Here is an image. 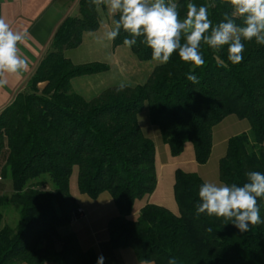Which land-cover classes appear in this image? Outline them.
Wrapping results in <instances>:
<instances>
[{"label":"trees","instance_id":"obj_1","mask_svg":"<svg viewBox=\"0 0 264 264\" xmlns=\"http://www.w3.org/2000/svg\"><path fill=\"white\" fill-rule=\"evenodd\" d=\"M173 2L181 19L188 3L207 7L213 26L231 12L228 0ZM99 26L100 12L89 0H78V12L60 22L13 100L0 111V178L12 182L11 193H0V264H97L95 251L83 250L68 229L79 207L70 190L74 167L81 193L96 198L108 191L117 205L119 215L108 222L114 248L130 246L139 260L155 264H168L171 257L177 264H264V224L241 233L223 218L196 217L204 182L196 172L175 170L178 214L148 203L136 218L131 216L135 201L157 185L155 144L138 122L144 102L171 154L179 156L190 141L200 164L209 160L216 124L230 114L247 119L250 129L228 140L219 177L242 186L248 171L264 173V45L244 41V59L234 65L227 59V45L215 51L202 42L206 63L195 68L197 84L186 78L194 66L174 52L143 83L123 91L109 86L86 98L73 90L72 79L107 71L110 65L75 63L65 51ZM127 35L121 29L113 46L123 44ZM142 39L131 49L138 59L152 60ZM9 203L20 204L15 227L2 226ZM258 204L264 219V199L258 198Z\"/></svg>","mask_w":264,"mask_h":264},{"label":"clouds","instance_id":"obj_2","mask_svg":"<svg viewBox=\"0 0 264 264\" xmlns=\"http://www.w3.org/2000/svg\"><path fill=\"white\" fill-rule=\"evenodd\" d=\"M96 11L107 8L113 19L112 25H105L103 40L114 41L121 29L128 35L123 44L128 48L143 37L141 43L149 47L151 59L159 65L167 64L174 52L179 58L194 67L186 74L188 81L199 83L194 74L195 68L206 63L201 52V43L215 51L227 45V59L232 64H240L245 51L244 41L264 45V0H228L231 12H225L223 19L213 26L208 8L194 3L187 4L186 18L181 19L179 5L173 0H89ZM236 19L242 21L236 23ZM131 37V38H129ZM28 38L27 32L16 31L4 16H0V89L9 84V77H20L29 68V59L18 45ZM130 84L121 81L117 91H123ZM242 186L236 183H215L204 181L198 192L195 215L223 218L241 233L250 231L260 224L261 218L258 198L264 199V173L248 171ZM211 231L212 229H207ZM103 255L97 264H104ZM144 264H151L144 261ZM168 264H177L171 257Z\"/></svg>","mask_w":264,"mask_h":264},{"label":"crops","instance_id":"obj_3","mask_svg":"<svg viewBox=\"0 0 264 264\" xmlns=\"http://www.w3.org/2000/svg\"><path fill=\"white\" fill-rule=\"evenodd\" d=\"M77 7L78 0H0V16L6 18L13 30L28 33V38L18 46L21 52L27 56L30 61L29 68L25 73L20 77H9V84L0 89V111L13 100L26 77L47 49L49 41L57 26L66 16L72 14ZM102 12H100L99 28L94 31L85 32L83 34L82 43L75 49L80 48V46L86 42V38H89L90 42L88 41V48L91 50L92 54L96 55L102 50V44L108 43V41L103 40L102 37L105 31V25L109 27L112 25L110 21L112 16L105 18ZM103 21L106 22L105 25ZM109 44L112 46L114 54H116V50L125 46L121 44L114 47L112 41L109 42ZM123 48H125L122 49L123 52L120 51L117 54V60H119L118 64L122 66L120 67L123 74L139 75L146 70H148V72L150 71L149 73L152 72L155 66L147 68L145 65L133 62V55H131L133 53L132 49H126L127 47ZM66 52L67 51H65V54ZM66 56L75 63L99 61L91 57L84 58L82 54L77 56L76 59L68 56V54H66ZM130 63H135L139 68L135 71L136 73L134 71V73H132ZM91 85L92 82L89 80L87 86ZM244 120L246 119L239 118L235 114H230L216 124L212 131V149L209 160L204 164H200L196 161L198 165L192 164V168L186 169L185 171L198 173L204 181L207 180L218 184L223 183L219 177V161L226 153L229 138L250 129V123ZM153 135L157 136L154 130ZM147 137L152 139V136ZM162 150L164 158L160 161V166L161 169H164L165 167H169L172 161L168 155V153L171 154L170 148L168 153H166L164 147H162ZM157 159L158 155L155 147L156 165ZM175 170L176 168L174 169V178L171 180L172 182L169 180L165 189L159 194L160 179L157 173V185L155 190L153 193L146 195L147 197L144 196L145 198L141 199L139 204L135 201L131 215L132 218H136L141 207L148 203L162 205L175 214L179 213V207L174 196ZM72 175L70 180L71 194L74 196L77 205L83 209L84 215L71 221L68 229L75 233L81 248L83 250L93 249L98 257L103 255L105 264H144V261L138 259L132 247L114 248L111 245L108 222L113 217L119 215V210L111 194L108 191H104L96 198H92L88 194L81 193L77 181L76 185L75 182L72 181ZM149 262L155 264L152 261Z\"/></svg>","mask_w":264,"mask_h":264},{"label":"rangeland","instance_id":"obj_4","mask_svg":"<svg viewBox=\"0 0 264 264\" xmlns=\"http://www.w3.org/2000/svg\"><path fill=\"white\" fill-rule=\"evenodd\" d=\"M103 11V12H102ZM102 12L106 17H109L107 8L102 9ZM78 12V7L77 9L72 13V15L76 14ZM104 17V16H102ZM111 23L113 21V17L110 18ZM103 24L105 25L106 22L103 21ZM89 38H86V42L80 46L78 49H68L66 50V54L68 56L76 59L77 56L81 55L84 58H93V59H98L101 62H106L110 65V68L107 71H103L100 73L96 74H90V75H83V76H78L72 79V88L74 91L83 94L84 97L86 98H92L96 95H98L103 89L109 87V86H114V85H119L121 81H126L130 85H135L139 83H143L148 76L150 75V71L148 70L142 72L139 75H129V74H123L121 65L118 64L117 60V54L121 51L123 52L122 49H125L123 47L127 46H122L120 49L116 50V54L113 53L112 51V46H110L109 41L108 43H103L102 44V50L100 53L94 55L91 53V50L88 48V42ZM130 49V48H126ZM133 62L139 63L142 65H145L147 68H152L153 66H156L157 63L152 60H140L138 59L133 53L131 54ZM135 63H130V67L132 68V73L137 71L139 68ZM121 66V67H120ZM134 71V72H133ZM131 73V74H132ZM136 73V72H135ZM91 80L92 85L87 86V82ZM94 83V85H93ZM247 123L249 121L246 119L244 120ZM138 122L139 125L142 129V132L145 136H152L153 142L155 144V147L157 149V165H156V172L159 174V179H160V187L158 190V194L161 193L164 189L165 186L168 184V181L172 182L171 180L174 178V169L175 168H181L183 170L190 169L192 168V164L198 165L195 159V154H194V148L192 142L188 141L185 143V148L183 152L179 156H173L172 154H169V147L168 144H166L162 138H161V132L160 129L157 125L153 124L152 121L150 120V115H149V107L148 103L144 102L143 106L138 113ZM153 130L155 131L156 135H153ZM162 147L166 149V153H168L172 164H170L169 167H165L164 169H161L160 166V161L163 160L164 155H163V150ZM211 161V160H210ZM210 163V162H209ZM72 181L75 182L77 181V167H74L73 173H72ZM12 191V182L9 179H4L0 178V193H11ZM147 197V196H146ZM145 197L141 198L144 199ZM141 199H137L136 203L139 204V201ZM20 204L19 203H9L6 206L3 207V220H2V226L3 225H8L11 227L17 226V224L20 221ZM62 231H64V228H61ZM52 264V263H49Z\"/></svg>","mask_w":264,"mask_h":264},{"label":"built area","instance_id":"obj_5","mask_svg":"<svg viewBox=\"0 0 264 264\" xmlns=\"http://www.w3.org/2000/svg\"><path fill=\"white\" fill-rule=\"evenodd\" d=\"M84 215V211L81 207H77V209L72 213V221L77 219L78 217Z\"/></svg>","mask_w":264,"mask_h":264}]
</instances>
